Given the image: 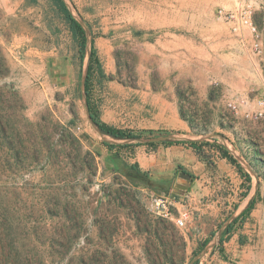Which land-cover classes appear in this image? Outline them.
<instances>
[{
    "label": "rangeland",
    "instance_id": "rangeland-1",
    "mask_svg": "<svg viewBox=\"0 0 264 264\" xmlns=\"http://www.w3.org/2000/svg\"><path fill=\"white\" fill-rule=\"evenodd\" d=\"M67 2L106 74L91 88L101 118L128 128L149 115L158 95L175 102L191 131L152 137L181 143L197 132L225 141L251 171L260 210L235 223L239 232L223 249L233 210L194 216L183 227L155 212V197L173 182L147 170L144 179L134 147L111 148L127 140L101 133L88 118L83 77L91 43L82 58L48 0H0V213L17 234V263L189 264L209 246L199 264H264V122L228 106L236 95L264 93V0ZM239 4L252 9L260 55L249 33L240 38L220 14ZM213 146H204L206 158Z\"/></svg>",
    "mask_w": 264,
    "mask_h": 264
},
{
    "label": "crops",
    "instance_id": "crops-1",
    "mask_svg": "<svg viewBox=\"0 0 264 264\" xmlns=\"http://www.w3.org/2000/svg\"><path fill=\"white\" fill-rule=\"evenodd\" d=\"M155 98V100H152L153 106L148 109V116L139 119L138 122L134 121V124L128 125L130 126L128 128L115 124L116 127L130 128L129 130L134 132L154 130V134L163 130H171L178 133L191 131L189 123L181 116L178 105L175 102L165 104L162 99L164 96L162 95H158ZM238 130H234L236 137H238ZM190 139H202V141L208 143V146H217L210 149L212 152H210L211 158H203L187 142L165 143L162 142L163 140L156 143V145L141 142L140 140H132L134 142V145H131L134 147L132 155L139 163L140 168L143 171H151L154 175L153 177L158 181H172V190H174V184L180 172H188L192 175L187 191L184 194L177 193L183 204L176 203L178 209H189V220H192L194 216H196L197 220H201L223 211L233 210L232 213H234L243 210L246 206L247 197H252L255 194L253 191L255 182L251 171H247L241 165L252 177L249 193L244 196L247 191L246 187L250 182L245 180L244 175L235 164L221 155L219 147L227 143L214 135L211 136L210 142H208L209 138L206 135L197 132L190 134ZM259 210L260 204L256 203V207L254 206L250 212L251 220L259 213ZM174 211H176V208H174ZM246 231L248 230H242V232ZM238 232L234 230L231 239L235 238Z\"/></svg>",
    "mask_w": 264,
    "mask_h": 264
},
{
    "label": "trees",
    "instance_id": "trees-1",
    "mask_svg": "<svg viewBox=\"0 0 264 264\" xmlns=\"http://www.w3.org/2000/svg\"><path fill=\"white\" fill-rule=\"evenodd\" d=\"M53 7L55 8L57 14H59L65 22L68 24L69 29L72 33L73 38L77 42L78 45V51L80 53V56L84 58L87 54L88 50V44L91 43V50L89 53V68H88V75L85 82V99L88 104V109L91 115V121L95 125V127L103 134H108L113 136L116 139H123L127 140L124 143L121 144H114L110 145L111 148L113 147H129L133 145L132 143H129V140H142L143 138H152L154 135V130H142L140 132H134L129 129H123L118 128L114 125H111L104 121L97 110L93 107L92 102V93L91 88L93 81L95 77H98L99 79L106 78V74L104 72V69L99 61V58L97 56V49L93 43V41L89 40V36L87 35L86 28L81 24L80 20L77 18V16L73 13L70 5L68 4L67 0H48ZM159 141H152L148 140L147 143L151 145H156ZM162 142L168 143L172 142L168 139L163 140ZM178 142V141H176ZM187 143L197 152L199 153L203 158L206 159V156L204 155V146L207 145L205 141L202 140H194L189 139ZM221 155L223 157H226L230 162L235 164L238 167V170L244 175L245 180L247 182H250L249 185H247V191L244 194V196L247 195V192L251 188V180L252 177L250 173L246 172L237 158L234 154L231 153V151L226 146L219 147ZM137 165L133 164L131 166V170H137ZM134 172V171H133ZM141 175L144 177V179L148 180V175L145 171H139ZM177 194V193H176ZM255 200L252 197L247 206L244 208V210L236 217L234 218L230 223H228L224 230L221 233L220 236V249H223L224 242L227 239L231 238L233 228L235 223L238 222V220H242V222L249 216L250 212L254 208ZM5 220L2 214L0 213V264H19L17 263V255H18V247H17V234L11 227L5 228ZM210 241V238H207L201 246H205ZM161 245L165 248L166 243H164L162 240L160 241ZM27 261V264L30 260ZM171 262H173L171 260ZM194 264H199V260H197Z\"/></svg>",
    "mask_w": 264,
    "mask_h": 264
},
{
    "label": "built area",
    "instance_id": "built-area-1",
    "mask_svg": "<svg viewBox=\"0 0 264 264\" xmlns=\"http://www.w3.org/2000/svg\"><path fill=\"white\" fill-rule=\"evenodd\" d=\"M220 14L231 23L232 31L240 38H245L246 32L251 37L254 54L260 55L263 50L258 26L253 21L252 9L247 5H237L234 9H221ZM229 108L234 114L250 122H264V93L252 97L250 95H236L228 101ZM155 212L175 221L179 227L186 226L190 218L188 208L178 209L176 203L183 204L174 190L158 194L155 199ZM176 208V211H174Z\"/></svg>",
    "mask_w": 264,
    "mask_h": 264
},
{
    "label": "water",
    "instance_id": "water-1",
    "mask_svg": "<svg viewBox=\"0 0 264 264\" xmlns=\"http://www.w3.org/2000/svg\"><path fill=\"white\" fill-rule=\"evenodd\" d=\"M81 24L85 27V23L83 20L79 19ZM86 28V27H85ZM87 35L89 36V33L87 31ZM88 68H89V62L86 66V70H85V73H84V77H83V86L86 82V79H87V75H88ZM85 104H86V109H87V113H88V118L91 120V115H90V112H89V109H88V104L86 102V99H85ZM174 136L172 135H162V136H159V137H152L150 139H147L148 140H152V141H162V140H166V139H169V138H173ZM192 178V175L188 172H180L178 177H177V180L174 184V191L176 193H180V194H184L187 189H188V186H189V183H190V180ZM252 197H247L246 199V206L249 202V200L251 199ZM245 206V207H246ZM244 207V208H245ZM244 210V209H243ZM243 210H240V211H237V212H234L228 219V221L225 223V226L231 222L234 218H236ZM209 246L205 247V249L201 252V253H198L196 254L193 259L190 261L189 264H194L197 260H199V258L205 254L208 250Z\"/></svg>",
    "mask_w": 264,
    "mask_h": 264
}]
</instances>
